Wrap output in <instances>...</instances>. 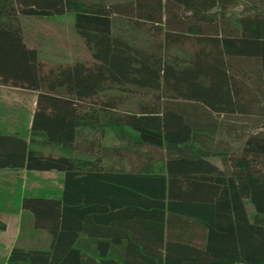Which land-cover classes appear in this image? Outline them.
<instances>
[{"label": "trees", "instance_id": "trees-1", "mask_svg": "<svg viewBox=\"0 0 264 264\" xmlns=\"http://www.w3.org/2000/svg\"><path fill=\"white\" fill-rule=\"evenodd\" d=\"M70 12L92 60L48 64L22 18ZM0 84L37 92L0 169L64 172L22 200L50 247L7 264H264V0H0Z\"/></svg>", "mask_w": 264, "mask_h": 264}, {"label": "rangeland", "instance_id": "rangeland-1", "mask_svg": "<svg viewBox=\"0 0 264 264\" xmlns=\"http://www.w3.org/2000/svg\"><path fill=\"white\" fill-rule=\"evenodd\" d=\"M241 9L240 7L238 10ZM22 20L27 41L30 45L35 46L37 49L39 48L40 58L48 64H69L67 62L71 61L74 63L77 60L88 62L92 60L91 51L75 30V14L73 12L62 16H25ZM34 94L16 89H0V133H13L11 128L15 126L14 124H20V126L16 127L20 131V136L30 139V132L25 126L27 125L25 120L34 105ZM140 97L141 95H137L132 100H138ZM119 131L117 128L107 129L102 144L107 146L132 144L136 136L134 132L128 131L129 134H127L126 140H122L120 139L122 134L119 135ZM83 136L89 140L98 136V133L85 128L81 140H83ZM216 137L224 138L234 146L239 144V140L235 139L233 135L220 133ZM42 149L59 155L77 154L55 144L42 146ZM77 155L89 157L88 154ZM103 160L105 164L116 163L115 158L105 157ZM213 160L222 164V159L219 157H215ZM124 163L127 164L126 160ZM156 166L158 168L160 164H156ZM11 170L15 169L3 168L0 170L1 213H8L22 208V200L26 196L59 197L61 178L64 176L63 172L56 170H24L23 173L16 174L10 172ZM24 230L29 231L27 223H25ZM22 238L23 236L21 240Z\"/></svg>", "mask_w": 264, "mask_h": 264}, {"label": "crops", "instance_id": "crops-1", "mask_svg": "<svg viewBox=\"0 0 264 264\" xmlns=\"http://www.w3.org/2000/svg\"><path fill=\"white\" fill-rule=\"evenodd\" d=\"M240 7L242 8V6H237L236 8L239 9ZM39 54H40V50H39ZM67 63H73V62L70 61ZM0 89H16V90L26 91L28 93H35L34 94V97H35L34 105L31 111L28 112V117L25 120L27 121V125L25 126L28 128L30 132V136H31V124H32L33 113L36 107L37 92L33 90H29V89L12 87V86L2 85V84H0ZM14 125L15 126L11 128L13 133H9V134L20 135V131L17 130L16 128L20 126V124L19 125L14 124ZM11 169H15V170H11L10 172H14L16 174H21L24 172V170H27L23 168H11ZM63 180H64V176H62L61 178V187H60L59 197L62 196V192H63V186H64ZM0 218L5 220L8 225L7 229L2 231L0 234V264H7L9 255L12 249L16 246L24 247L27 249H30V248L31 249H48L50 247L51 245L50 233L48 231H43L44 229H35L33 225V216L31 212L23 208H18L8 213L0 212ZM25 223H27V226L29 227V231L24 230ZM30 225H31V228H30ZM22 236L23 238L21 240Z\"/></svg>", "mask_w": 264, "mask_h": 264}]
</instances>
